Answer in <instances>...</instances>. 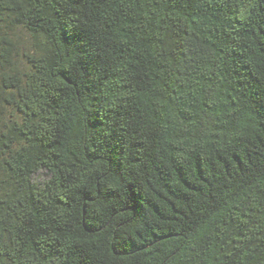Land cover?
Here are the masks:
<instances>
[{
    "label": "trees",
    "instance_id": "16d2710c",
    "mask_svg": "<svg viewBox=\"0 0 264 264\" xmlns=\"http://www.w3.org/2000/svg\"><path fill=\"white\" fill-rule=\"evenodd\" d=\"M0 264H264V0H0Z\"/></svg>",
    "mask_w": 264,
    "mask_h": 264
}]
</instances>
